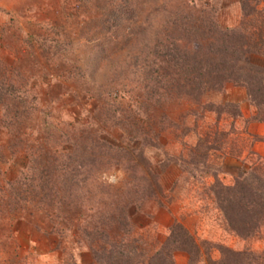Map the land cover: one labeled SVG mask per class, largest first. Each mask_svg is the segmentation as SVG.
<instances>
[{"label":"trees","instance_id":"16d2710c","mask_svg":"<svg viewBox=\"0 0 264 264\" xmlns=\"http://www.w3.org/2000/svg\"><path fill=\"white\" fill-rule=\"evenodd\" d=\"M208 1L216 2L106 0L97 7L99 15L86 19L99 21L97 46L117 40L128 53L134 51L122 71L131 67L137 73L139 98L122 107L105 97L108 92L100 93L103 103L94 110L92 123L63 128L43 122L37 131L41 139L13 138L11 155L23 150L28 161L15 178L6 179L1 166L9 160L0 152V223L30 207L49 210L55 221L49 234L58 235L57 221L67 222L61 233L72 230L75 245L89 251L93 264H175L178 251L187 254V264L202 261L203 245L178 222L156 249L147 251L131 217L149 200L162 205L158 174L145 155L148 148L159 147L161 132L171 124L163 113L150 115L157 108L174 100L186 103L194 119L215 115L186 158L175 160L181 172L189 165L206 166L209 152L220 149L224 135L215 125L222 108L209 95L222 94L229 85L243 88L256 108L254 120L264 123V0H240L236 28L221 27L217 8ZM223 106L241 118L237 106ZM39 108L20 70L0 59V129L20 134L31 117L45 112ZM116 128L120 135L114 137ZM169 161L160 163L161 171ZM256 161L233 186L215 182L217 190L209 189L221 229L243 242L264 236V158ZM117 170L124 174L122 184L103 179ZM214 248L220 258L212 264H264V252ZM68 260L77 264L72 255Z\"/></svg>","mask_w":264,"mask_h":264},{"label":"rangeland","instance_id":"374dc122","mask_svg":"<svg viewBox=\"0 0 264 264\" xmlns=\"http://www.w3.org/2000/svg\"><path fill=\"white\" fill-rule=\"evenodd\" d=\"M208 2L217 8L215 18L221 27L240 25V0ZM105 4L106 0H0V59L11 69L20 70L28 87L37 95L39 109L45 111L31 117L20 134L0 129V152L9 160L1 166L4 178H15L28 161L23 150L11 155L9 145L13 138L41 139L43 133L37 131L43 122L63 128L92 123L94 110L103 103L100 93L108 92L105 97L111 96L122 107H128L132 98H139L137 73L131 67L122 71L126 56L134 51L128 53L117 40H106L97 46L95 31L100 28L99 21L87 23V18L99 15L97 7ZM205 4H200L201 8H206ZM231 88L244 90L229 85L222 94L213 93L207 97L222 108L215 128L224 136L220 140V149L209 152L206 166L189 165L186 172H181L175 160L186 158L187 150L195 147L206 124L215 122L214 114H205L209 115L205 120L194 119L187 115L186 103L174 100L150 114L158 117L163 113L167 122H171L160 134L159 147L145 151L158 174L162 190L157 200L162 203L161 207L171 208L175 222L188 229L203 245L206 255L201 254L202 261L198 264L219 260L220 254L214 247L220 245L239 251L248 248L256 254L264 252V236L260 240L254 238L242 244H231L233 240L221 229L211 203L209 189L217 190L215 182L224 187L233 186L239 180V174L250 170L261 158L251 150L255 138L247 135L246 119L242 115L241 118L233 116L234 108L223 106V103H229L240 111L232 101L237 98V91L233 90L231 96V92L228 93ZM112 133L117 137L120 130L116 128ZM167 159L170 161L165 169L174 165L177 178L171 168L166 173L165 169L160 170V163ZM123 178L120 170L103 177L111 184H122ZM151 205L160 207L156 200H149L131 217L147 251L156 249L169 234V231L161 233L154 227ZM54 222L53 212L31 207L15 213L13 218L4 217L0 223V264H69L71 255L76 262L83 252L90 255L86 248L75 245L77 237L72 230L61 233L60 229L68 226L67 222L57 221L58 235L49 234ZM197 232L201 235L197 236ZM52 251L59 255L49 261L47 255Z\"/></svg>","mask_w":264,"mask_h":264},{"label":"crops","instance_id":"0c3cea01","mask_svg":"<svg viewBox=\"0 0 264 264\" xmlns=\"http://www.w3.org/2000/svg\"><path fill=\"white\" fill-rule=\"evenodd\" d=\"M236 90L231 88V90L228 91V93L231 94L233 93L232 91ZM237 98L232 100L234 103H236L239 106V109L241 111V115L244 119H246L247 121V135L257 138V140L253 141V144L251 146V150L252 152L261 157L264 158V123L263 122H258L255 121L254 118L256 116V108L254 105H251L247 99L246 96V92L244 90L241 89H237ZM231 100V99H230ZM174 165H170L169 167H167V169H165V172H167L168 169H172L175 173H177L176 169H174ZM177 175V176H176ZM175 177H178V173L175 174ZM173 183V182H171ZM171 209V208H170ZM170 209L164 208V207H156L151 205V209L150 212L153 214V224L154 227L156 228L157 231L161 232V233H165L169 231L170 227L172 226V224L175 222L176 218L175 215L173 213L170 212ZM149 212V213H150ZM199 221V220H198ZM201 226L203 227V223L201 224ZM199 228H202V227ZM188 230V229H187ZM189 231V230H188ZM197 236L201 235V232H197L196 234ZM227 237L232 238V243H243V241H239L238 239L232 237V236H228L227 234H225ZM59 255L57 253V251H52V253H50L49 255H47L48 260L50 261L51 259L54 260V258ZM57 258V257H56ZM174 261L175 264H187V260H188V256L186 253L184 252H175L174 253ZM77 259V263L78 264H93L92 259L90 257V255L88 254V252H83L82 254L79 255V259Z\"/></svg>","mask_w":264,"mask_h":264}]
</instances>
